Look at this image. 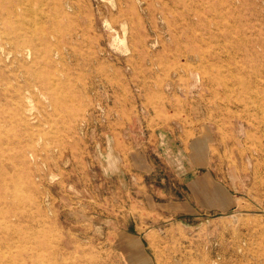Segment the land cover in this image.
Masks as SVG:
<instances>
[{"label":"rangeland","instance_id":"374dc122","mask_svg":"<svg viewBox=\"0 0 264 264\" xmlns=\"http://www.w3.org/2000/svg\"><path fill=\"white\" fill-rule=\"evenodd\" d=\"M0 46V264H264V0H0Z\"/></svg>","mask_w":264,"mask_h":264},{"label":"bare ground","instance_id":"6f19581e","mask_svg":"<svg viewBox=\"0 0 264 264\" xmlns=\"http://www.w3.org/2000/svg\"><path fill=\"white\" fill-rule=\"evenodd\" d=\"M33 7V6H32ZM15 8V7H14ZM32 9V8H31ZM37 10V9H36ZM15 11V10H14ZM32 11H34V10H32ZM31 13V12H30ZM40 13V12H39ZM23 14V13H22ZM33 14V13H32ZM29 18H30V16H29ZM26 22V21H25ZM50 30V29H49ZM4 32V31H3ZM124 32H125V30H124ZM0 48H1V46H0ZM3 48V47H2ZM26 49V48H25ZM28 50H29V48H28ZM11 52V51H10ZM28 52H30V51H28ZM8 54H10V53H8ZM29 54V53H28ZM30 55V54H29ZM28 55V56H29ZM2 136V135H1ZM32 157V156H31Z\"/></svg>","mask_w":264,"mask_h":264}]
</instances>
